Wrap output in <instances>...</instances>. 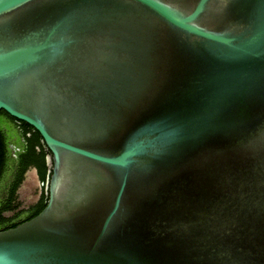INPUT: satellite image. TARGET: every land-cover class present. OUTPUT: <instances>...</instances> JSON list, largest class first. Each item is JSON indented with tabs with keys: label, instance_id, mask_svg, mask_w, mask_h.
<instances>
[{
	"label": "water",
	"instance_id": "1",
	"mask_svg": "<svg viewBox=\"0 0 264 264\" xmlns=\"http://www.w3.org/2000/svg\"><path fill=\"white\" fill-rule=\"evenodd\" d=\"M1 110L52 173L0 264H264V0H0Z\"/></svg>",
	"mask_w": 264,
	"mask_h": 264
},
{
	"label": "trees",
	"instance_id": "2",
	"mask_svg": "<svg viewBox=\"0 0 264 264\" xmlns=\"http://www.w3.org/2000/svg\"><path fill=\"white\" fill-rule=\"evenodd\" d=\"M0 114H5L17 123V127L23 139V148L17 152L15 157V170L6 195L0 201V230L8 229L34 217L44 208L48 199V187L44 188L40 199L29 209L17 210L15 203L17 189L24 178V173L29 166H35L39 176L45 186H48L51 176V168L47 162V156L51 154L50 149L45 144L39 131L23 120H18L9 115L5 110ZM9 140L7 136L0 131V183L7 170L9 160ZM14 212L12 215L7 213Z\"/></svg>",
	"mask_w": 264,
	"mask_h": 264
},
{
	"label": "rangeland",
	"instance_id": "3",
	"mask_svg": "<svg viewBox=\"0 0 264 264\" xmlns=\"http://www.w3.org/2000/svg\"><path fill=\"white\" fill-rule=\"evenodd\" d=\"M0 131L4 133L9 140V160L7 165V170L3 176V179L0 183V201L6 195L8 186L13 179L14 170H15V157L17 152L23 148V139L17 127V123L10 119L5 114H0ZM33 179H35L33 177Z\"/></svg>",
	"mask_w": 264,
	"mask_h": 264
},
{
	"label": "flooded vegetation",
	"instance_id": "4",
	"mask_svg": "<svg viewBox=\"0 0 264 264\" xmlns=\"http://www.w3.org/2000/svg\"><path fill=\"white\" fill-rule=\"evenodd\" d=\"M34 167L35 166L31 165L27 168V170L24 173V178L17 189L16 199H15V203L17 204V210L29 209L32 205L37 203V201L40 199L44 188L48 187L47 185L45 186V182L41 180L39 173H38V176H39L38 179H33L31 177V184H28L27 186H25L24 189L22 188V183L25 179L26 174L27 173L31 174V171ZM12 214H14V212L7 213L6 215H12Z\"/></svg>",
	"mask_w": 264,
	"mask_h": 264
}]
</instances>
